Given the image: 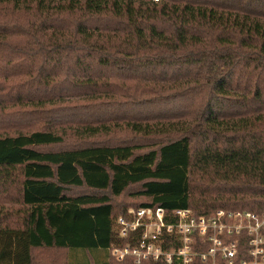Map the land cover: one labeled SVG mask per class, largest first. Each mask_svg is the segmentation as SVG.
Masks as SVG:
<instances>
[{
	"label": "trees",
	"instance_id": "obj_1",
	"mask_svg": "<svg viewBox=\"0 0 264 264\" xmlns=\"http://www.w3.org/2000/svg\"><path fill=\"white\" fill-rule=\"evenodd\" d=\"M139 207L264 213V0H0V264Z\"/></svg>",
	"mask_w": 264,
	"mask_h": 264
},
{
	"label": "built area",
	"instance_id": "obj_2",
	"mask_svg": "<svg viewBox=\"0 0 264 264\" xmlns=\"http://www.w3.org/2000/svg\"><path fill=\"white\" fill-rule=\"evenodd\" d=\"M111 230L125 245L109 251L130 264H264V213L129 208Z\"/></svg>",
	"mask_w": 264,
	"mask_h": 264
},
{
	"label": "rangeland",
	"instance_id": "obj_3",
	"mask_svg": "<svg viewBox=\"0 0 264 264\" xmlns=\"http://www.w3.org/2000/svg\"><path fill=\"white\" fill-rule=\"evenodd\" d=\"M232 211V210H227ZM246 211V210H235ZM251 212V211H250ZM105 258L104 253H95L94 257H89L82 252H69L65 255H61L58 259L59 263L56 264H95L96 262L103 261Z\"/></svg>",
	"mask_w": 264,
	"mask_h": 264
}]
</instances>
